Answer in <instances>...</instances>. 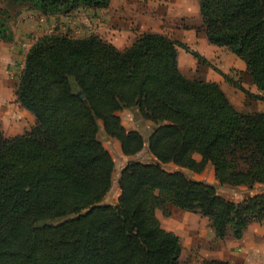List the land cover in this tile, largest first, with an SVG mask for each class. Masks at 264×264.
I'll return each instance as SVG.
<instances>
[{
	"label": "trees",
	"instance_id": "trees-1",
	"mask_svg": "<svg viewBox=\"0 0 264 264\" xmlns=\"http://www.w3.org/2000/svg\"><path fill=\"white\" fill-rule=\"evenodd\" d=\"M0 1L45 16L112 2ZM199 12L208 43L240 59L264 92V0H199ZM0 39H13L2 20ZM179 49L207 64L158 33H142L124 50L95 35H46L29 49L16 97L35 126L7 138L0 120V264H182L180 238L157 217L170 206L206 218L217 240H240L251 222L264 221V192L235 203L163 168L201 174L211 165L220 186L264 188V112L244 115L219 84L184 76ZM126 110L151 123L147 139L124 128L118 114ZM101 134L125 157L147 145L157 161L122 170L116 206L105 203L115 164Z\"/></svg>",
	"mask_w": 264,
	"mask_h": 264
},
{
	"label": "rangeland",
	"instance_id": "rangeland-1",
	"mask_svg": "<svg viewBox=\"0 0 264 264\" xmlns=\"http://www.w3.org/2000/svg\"><path fill=\"white\" fill-rule=\"evenodd\" d=\"M0 20L13 35L12 41L0 39V120L2 134L11 138L26 133L35 126V119L25 113L17 101L16 92L29 49L43 36L66 35L72 38L98 36L115 43L122 50L127 37L142 33H158L178 41L200 54L204 64L183 49H179L180 71L193 80L215 82L220 85L232 105L244 115L264 112V92L259 91L246 72L244 63L228 49L208 43L201 29L199 0H112L105 10L78 9L68 15L45 16L32 6L0 1ZM118 29V30H117ZM226 75V79L220 74ZM241 84L248 95L235 87ZM127 130L140 131L148 138L152 125L140 118L136 110L119 113ZM33 119V120H32ZM33 121V124H31ZM28 129V131H26ZM100 141L111 154L115 168L113 187L107 198L116 203V190L122 170L130 162L155 164L147 145L138 155L123 156L118 141L100 135ZM168 172L183 173L188 179L214 186L218 194L229 201L241 203L264 192L262 186H220L213 167L203 173L164 165ZM162 227L177 235L182 244V264L203 261H227L230 264H264V221L251 222L240 240L229 235L217 240L210 222L199 214L169 207L167 213L158 211Z\"/></svg>",
	"mask_w": 264,
	"mask_h": 264
},
{
	"label": "crops",
	"instance_id": "crops-1",
	"mask_svg": "<svg viewBox=\"0 0 264 264\" xmlns=\"http://www.w3.org/2000/svg\"><path fill=\"white\" fill-rule=\"evenodd\" d=\"M118 30V29H117ZM136 37L137 36H135V37H127L126 38V41L128 40V42H126L127 43V45L122 49V50H124L125 48H127V47H129L134 41H135V39H136ZM112 45H114L116 48H118L119 49V47L115 44V43H112V42H110ZM179 57H180V55H179ZM179 57H178V60H179ZM179 68H180V62H179ZM191 80H193V79H191ZM25 113H22L23 115L24 114H30L29 112H27L26 110L24 111ZM118 116H119V114H118ZM34 118V117H33ZM33 120V119H32ZM31 124H33V121H32V123ZM122 125L124 126V128L127 130V128H126V126L123 124V122H122ZM32 126H34V124L32 125ZM32 129V128H31ZM26 131H28V129L26 130ZM30 131V130H29ZM129 131V130H128ZM132 131H136V130H134V129H132ZM23 134H25V133H21V134H18V135H23ZM18 135H14L13 137H15V136H18ZM12 138V137H11ZM120 148H121V146H120ZM156 160V159H155ZM167 165H169V164H167ZM173 166H175L174 164H172ZM175 167H177V166H175ZM178 168V167H177ZM178 169H180V168H178ZM182 170V169H181ZM178 172H180V171H178ZM109 197V194H108V196L106 197V199H105V203L106 204H108V205H112V206H116L117 204H118V200H119V197H120V189H119V186H118V188H117V190H116V203H108V202H106L107 201V198ZM157 217H158V211H157ZM159 218V217H158Z\"/></svg>",
	"mask_w": 264,
	"mask_h": 264
},
{
	"label": "water",
	"instance_id": "water-1",
	"mask_svg": "<svg viewBox=\"0 0 264 264\" xmlns=\"http://www.w3.org/2000/svg\"><path fill=\"white\" fill-rule=\"evenodd\" d=\"M80 97L82 98V97H83V95L81 94V95H80Z\"/></svg>",
	"mask_w": 264,
	"mask_h": 264
}]
</instances>
